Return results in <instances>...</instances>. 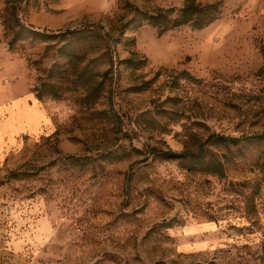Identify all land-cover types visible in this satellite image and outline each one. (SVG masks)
Segmentation results:
<instances>
[{
	"label": "rangeland",
	"instance_id": "obj_1",
	"mask_svg": "<svg viewBox=\"0 0 264 264\" xmlns=\"http://www.w3.org/2000/svg\"><path fill=\"white\" fill-rule=\"evenodd\" d=\"M184 1L0 0L1 264H264V0H194L213 19L163 32L127 23ZM18 21L114 42L84 54ZM133 53L146 63L120 62Z\"/></svg>",
	"mask_w": 264,
	"mask_h": 264
},
{
	"label": "trees",
	"instance_id": "obj_2",
	"mask_svg": "<svg viewBox=\"0 0 264 264\" xmlns=\"http://www.w3.org/2000/svg\"><path fill=\"white\" fill-rule=\"evenodd\" d=\"M133 10V15L132 17L128 20V24L131 23L133 26L132 27H138L141 26L144 22L156 27L159 29L160 32H163L164 30L171 28V27H177L182 24H186L189 22H194L195 24L198 25H203L208 22H210L213 19L212 16V11L215 10V5L214 4H206V5H201L194 0H185L183 5L179 8L177 17H171V14L174 11L173 7L169 8H156L153 12H147V11H141L138 10L136 7L131 6ZM19 28L18 32H25L31 34L34 38L43 40V41H49V40H54L57 38H62L66 36H73L77 35V40H87V44H84L82 48L83 53H87L88 50H94L96 46H93V42L97 41H105L107 43V46L109 45V41L114 42L112 39H110V36H108L106 33H99L98 31L94 32L93 29H90L88 26L85 25H80L77 27H74L72 29H64V30H58V31H44V30H39L32 28L30 25H25L21 22H17ZM85 32H90V36H85ZM90 37V38H87ZM118 38H116L117 40ZM108 48V47H107ZM108 51V50H105ZM88 63L81 68V70L78 72V76L80 78H83L85 82H88L87 79H85V74L88 72ZM120 62L125 63L127 66L132 67V68H139L143 66L146 63V58L141 56L138 57L135 53H133L132 56L124 58L120 60ZM112 62H111V67H112ZM109 69H105L103 71V75H106L109 71ZM48 85L47 93L52 95V96H58L59 94L53 89V86L50 84ZM102 82L95 83L89 85V93L93 94L96 96L98 94V90L101 88ZM37 96L40 98L41 94H37ZM98 114L100 115H105V112L103 110L99 111ZM257 137L261 138L262 135H258ZM217 140L220 141H231V142H237V138H227L224 136H216ZM160 157L165 158V159H171V158H178L181 155L172 152V151H164L160 152L159 154ZM198 159V158H197ZM197 165L202 163L201 159L196 160ZM209 171H213L215 173H222L223 168L221 163L219 162H213L207 168Z\"/></svg>",
	"mask_w": 264,
	"mask_h": 264
},
{
	"label": "crops",
	"instance_id": "obj_3",
	"mask_svg": "<svg viewBox=\"0 0 264 264\" xmlns=\"http://www.w3.org/2000/svg\"><path fill=\"white\" fill-rule=\"evenodd\" d=\"M0 264H1V262H0Z\"/></svg>",
	"mask_w": 264,
	"mask_h": 264
}]
</instances>
